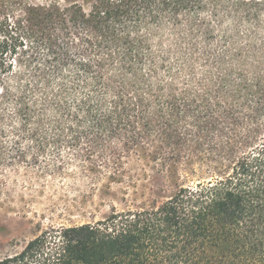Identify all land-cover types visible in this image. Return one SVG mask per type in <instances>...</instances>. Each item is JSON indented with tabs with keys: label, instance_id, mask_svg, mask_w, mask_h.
Instances as JSON below:
<instances>
[{
	"label": "trees",
	"instance_id": "obj_1",
	"mask_svg": "<svg viewBox=\"0 0 264 264\" xmlns=\"http://www.w3.org/2000/svg\"><path fill=\"white\" fill-rule=\"evenodd\" d=\"M64 1L0 8V182L207 176L0 264H264V0Z\"/></svg>",
	"mask_w": 264,
	"mask_h": 264
},
{
	"label": "rangeland",
	"instance_id": "obj_2",
	"mask_svg": "<svg viewBox=\"0 0 264 264\" xmlns=\"http://www.w3.org/2000/svg\"><path fill=\"white\" fill-rule=\"evenodd\" d=\"M14 4L16 15L25 8L48 5L58 0H0ZM62 4L66 2L59 0ZM89 10L91 3L79 0ZM189 162H146L130 160L119 181L93 180L78 176L41 181L13 174L0 182V260L21 252L28 242L51 228L68 227L104 220L113 209L150 207L161 204L180 185H193L207 175L194 171Z\"/></svg>",
	"mask_w": 264,
	"mask_h": 264
}]
</instances>
